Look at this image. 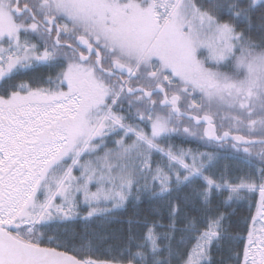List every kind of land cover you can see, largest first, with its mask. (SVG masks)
<instances>
[{
  "label": "snow or ice",
  "instance_id": "snow-or-ice-1",
  "mask_svg": "<svg viewBox=\"0 0 264 264\" xmlns=\"http://www.w3.org/2000/svg\"><path fill=\"white\" fill-rule=\"evenodd\" d=\"M207 2L211 10L203 0H0V81L11 79L14 69L67 62L47 80L55 90L20 83L0 95V264H107L70 255L61 250L68 244L46 231L75 218L81 197L88 220L109 213L102 203L122 205L134 185L164 198L203 180L193 197L205 205L214 190L227 189L229 200L258 190L264 208V168L259 185L220 184L204 175L211 154L198 159L190 150L162 147L181 130L196 135L180 117L194 125L203 120L205 135L227 139L229 132H214L212 116L220 112L264 137V0ZM124 111L127 116L119 114ZM258 143L264 161V138ZM153 153L163 167L153 169ZM149 179L158 181L159 192ZM170 208L168 232L157 237L149 229L146 244L137 247L150 248L128 264H171L181 209ZM185 219L184 231L199 235L184 264H212L211 247L225 238V217L211 219L203 231ZM248 242L255 243L251 232ZM244 264H264V247L245 249Z\"/></svg>",
  "mask_w": 264,
  "mask_h": 264
},
{
  "label": "trees",
  "instance_id": "trees-1",
  "mask_svg": "<svg viewBox=\"0 0 264 264\" xmlns=\"http://www.w3.org/2000/svg\"><path fill=\"white\" fill-rule=\"evenodd\" d=\"M205 7L211 10L207 0H203ZM220 3H227L229 0H218ZM259 9L260 5H256ZM257 12L256 16L259 17ZM226 20L227 17H224ZM254 39H257L255 35ZM40 42L39 39L36 42ZM67 62L61 66H49L40 64L30 69L13 71L11 79L0 83V95L9 91L16 90L13 85L27 83L33 88H52L54 84H48L47 80L51 77L55 80L56 75L66 70ZM66 86L63 90H66ZM126 109V105L124 106ZM116 109H114L115 111ZM127 116V111L119 113ZM225 116V113H222ZM235 114V113H234ZM218 115V114H217ZM133 123V121H127ZM229 126L235 132H243L251 138H264L259 134L256 128L251 133L246 127L238 126L233 121ZM180 124V123H179ZM181 125V124H180ZM183 126V125H182ZM141 127L147 132L149 128L141 124ZM196 132L195 136L184 133L182 130L172 134L171 138L162 143V147H172L173 151L184 150L191 151L198 159H203L201 153L211 154V161L204 160V175L212 178L220 184H240L241 182L261 183L260 169L264 168V161L258 155L261 152V145H254L249 148L250 154L244 151L245 148H227L219 146L216 143L208 142L204 139L200 129L192 123L186 126ZM114 137L113 139H118ZM130 142V141H129ZM110 146H113L110 142ZM249 161L250 163H245ZM185 162L192 163L191 156L185 157ZM157 163L163 167L161 156L153 153L152 167L155 169ZM165 171H167L165 169ZM171 175V173H169ZM149 186L154 192H159L158 181L153 183L148 180ZM205 181L197 180L195 184L187 187L182 192L173 191L171 196L164 198L152 195L150 191H137V185L133 186L132 193L119 207H113L112 203L102 204L100 207L109 209L107 214H98L85 220L90 210L83 204L82 198L78 203L77 216L67 222L54 225L52 229L46 231V235L57 237L68 244L66 249L69 254L77 256L78 259L91 258L98 262H107L110 264H128L137 251H148L150 244L145 248H138L137 245L146 244V236L149 229H152L157 237L168 232L170 220V204L179 205L180 215L176 218V228L180 231L172 233L175 239L171 242L174 255L171 258V264H184L186 253L196 244L199 232L189 233L184 231L188 227V219L196 223L200 231L205 230L207 223L219 215L225 219L222 221L223 231L219 243H213L210 251L212 264H244V252L247 249L248 235L252 233L257 216L261 207V197L258 191L242 190L239 198L233 196L228 199L231 193L227 189L214 190L210 203L205 205L202 200H196L193 197V190H202ZM183 187V186H181ZM192 197L188 202L184 197ZM185 238L183 244L181 238ZM161 248L164 243L158 239ZM82 249V250H81ZM167 256V253L164 254ZM163 258V257H162ZM132 264H138L133 260Z\"/></svg>",
  "mask_w": 264,
  "mask_h": 264
},
{
  "label": "flooded vegetation",
  "instance_id": "flooded-vegetation-1",
  "mask_svg": "<svg viewBox=\"0 0 264 264\" xmlns=\"http://www.w3.org/2000/svg\"><path fill=\"white\" fill-rule=\"evenodd\" d=\"M31 38H35V37H31ZM155 98V97H154ZM181 104H183V101H181ZM184 110V108L182 107V111ZM223 112H220L218 115H213L214 116V119H215V125L217 127V133L219 136H221L224 131H227V130H231L230 129V125L232 124L231 122H229L228 120L224 119V115L222 114ZM233 122V121H232ZM179 123L181 125H187L188 123H190L185 117H180L179 118ZM194 124V122L192 123ZM198 127V129H200L201 131V134L203 136L204 139L208 140L205 136H204V130H205V127H206V124H200V125H195ZM231 132L233 134H241V135H244L246 136L243 132H235L234 130H231ZM249 137V136H247ZM251 138V137H249ZM208 142H213V143H216L218 144L219 146H223V147H227V148H233L235 145V147L237 148H252L251 146H240V145H237L236 143H234L233 141H226V142H217V141H212V140H208ZM110 143V142H108ZM260 145V144H259ZM254 146V145H252ZM234 147V148H235ZM260 217L258 218L257 216V219H256V222H255V225H254V228H253V231H252V237L254 238V241H256V243L252 244V245H249V242L247 244V249L248 248H252L253 250L256 249V248H259V247H264V243H261V241H264V208H261V211H260ZM262 220V228H258L256 227V223L258 221ZM251 258V257H249ZM107 264H110V263H107Z\"/></svg>",
  "mask_w": 264,
  "mask_h": 264
},
{
  "label": "water",
  "instance_id": "water-1",
  "mask_svg": "<svg viewBox=\"0 0 264 264\" xmlns=\"http://www.w3.org/2000/svg\"><path fill=\"white\" fill-rule=\"evenodd\" d=\"M182 110V109H181ZM193 114V113H192ZM193 115H196V114H193ZM203 115V114H202ZM201 115V116H202ZM200 124H206V127H205V130H204V136L208 139V140H212V141H217V140H215V139H211V138H209L207 135H205V131L208 129V127H209V125L207 124V122H204L203 120L201 121V123ZM199 124V125H200ZM212 124H213V128H214V132H215V135L216 136H219L218 135V133H217V127H216V125H215V119H214V116H212ZM224 132H226V131H224ZM227 132H229V137L227 138V139H225V140H219V141H217V142H226V141H233L234 143H236L237 145H243V146H251V145H253V144H251V143H245V141H237V140H235L234 139V137H236V136H243V137H245V140L246 141H257V143H255L254 145H256V144H259L258 143V141L261 139V138H249V137H247V136H244V135H241V134H233L230 130H227ZM223 135V134H222ZM221 135V136H222ZM71 255V254H70Z\"/></svg>",
  "mask_w": 264,
  "mask_h": 264
},
{
  "label": "rangeland",
  "instance_id": "rangeland-1",
  "mask_svg": "<svg viewBox=\"0 0 264 264\" xmlns=\"http://www.w3.org/2000/svg\"><path fill=\"white\" fill-rule=\"evenodd\" d=\"M32 36H30V37H27V39H29V40H31V42L32 43H35V44H37V46L39 47L40 46V44H41V42H36V40H37V38H31ZM25 37H23L22 36V39H24ZM5 47H7V45H5ZM41 51H42V48H41ZM4 67L6 68L7 66L6 65H4ZM224 71H229V69H227V68H224L223 69ZM13 71H15V69L13 70ZM12 74V73H11ZM2 81H0V83H1ZM64 91H67V89L66 90H64ZM197 102L199 103V100H197ZM193 114H197V113H194L193 112ZM200 115L201 114H203V113H199ZM119 139V138H118ZM110 143H108V148H113V147H115V145H113V146H110L109 145ZM74 174H76V175H79V173L78 172H76V173H74ZM92 191H95V188H92ZM256 191H258V190H256ZM259 192V191H258ZM82 198V197H81ZM58 203H59V201H57ZM103 204V203H102ZM101 204V205H102ZM107 204H109V203H107ZM107 204H104V205H107ZM79 205V204H78ZM78 205H77V208H76V213H77V211L79 210L78 209ZM100 205V206H101ZM86 206V205H85ZM260 211H261V209H260ZM260 211H259V213H260ZM259 216H258V218L260 217V214H258ZM262 220H260V221H258L257 223H256V227H257V229L258 228H262ZM253 240H254V238H253ZM255 243H256V241H255ZM257 244V243H256Z\"/></svg>",
  "mask_w": 264,
  "mask_h": 264
}]
</instances>
